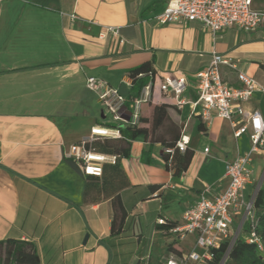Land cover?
<instances>
[{
  "label": "crops",
  "instance_id": "obj_1",
  "mask_svg": "<svg viewBox=\"0 0 264 264\" xmlns=\"http://www.w3.org/2000/svg\"><path fill=\"white\" fill-rule=\"evenodd\" d=\"M167 2H0V240L34 242L41 264H136L154 234L164 239V252H170L171 233L159 218L180 224L203 192L213 196L228 186L226 163L250 150V135L236 136L232 123L219 116L204 122L189 103L171 109L181 134L190 135L194 152L181 175L165 167L163 145L143 135L118 158L127 182L119 193L128 211L127 227L118 235H112L114 194L94 189L93 180L80 175L65 156L93 126L127 125L130 99L137 92L129 72L144 63L151 62L161 75L184 74L188 100L196 99L197 73L208 67L214 52L234 65H221L231 85L243 86L240 71L264 79V28L246 32L226 27L213 33L196 21L161 24L154 16ZM253 5L264 9V0ZM91 76L127 98L123 120L115 122L99 94L88 88ZM152 95L153 103L176 105L158 87ZM263 103L264 94L256 92L245 106L264 116ZM257 154L263 157L256 158L260 165L255 158L252 162L253 179L260 183L264 146ZM111 169L104 177L118 181ZM251 190L248 185L245 192Z\"/></svg>",
  "mask_w": 264,
  "mask_h": 264
},
{
  "label": "built area",
  "instance_id": "obj_2",
  "mask_svg": "<svg viewBox=\"0 0 264 264\" xmlns=\"http://www.w3.org/2000/svg\"><path fill=\"white\" fill-rule=\"evenodd\" d=\"M2 0H0L1 2ZM254 0H168L165 8L154 16L161 23L200 22L213 33L226 28L236 27L252 32L264 28V9L254 7ZM73 18L77 16L72 15ZM114 33L115 27H108ZM234 66L225 55L214 52L208 67L197 73V97L188 100L184 94L189 82L184 74L161 75L155 71L152 80L146 84L140 94L132 99V111L127 124L139 122L142 103L153 99V89L161 91L174 99L179 107L190 104L204 122L214 116L229 120L235 127V135L249 133L251 148L226 163L228 186L221 192L209 196L203 192L196 203L187 208L183 221L169 229L173 241L170 255L164 264H211L217 250L225 243L226 251L219 264H223L236 241L244 239L264 251L262 234L257 230L255 197L260 183L253 179L252 162L254 155L264 146V116L260 110H248L245 104L254 93L264 94L262 81L240 71L239 80L243 86L237 87L226 81L221 72V65ZM142 75V74H140ZM87 86L99 94L100 100L113 114V120H123L121 109L127 98L106 81L91 76ZM121 127L117 125L97 124L90 134L73 144L66 158L76 161L85 175L101 177L106 163L115 164L118 156L95 150L92 144L98 139L120 138ZM190 144V135L181 134L176 148L185 152ZM209 147L205 152H209ZM173 152V148L166 149ZM252 185L250 193L246 187ZM165 218L158 223L165 224ZM179 244V245H178Z\"/></svg>",
  "mask_w": 264,
  "mask_h": 264
},
{
  "label": "trees",
  "instance_id": "obj_3",
  "mask_svg": "<svg viewBox=\"0 0 264 264\" xmlns=\"http://www.w3.org/2000/svg\"><path fill=\"white\" fill-rule=\"evenodd\" d=\"M129 73L133 83L137 86V92L130 99L132 101L134 97L140 94L142 88L152 80L155 69L152 63L148 62L130 70ZM148 108L152 110L151 115L146 114ZM171 109H178V106L168 103L157 104L153 103L152 100H147L142 103L140 119L137 124H127L124 128H121L122 136L120 138L97 140L91 147L98 151L116 154L119 158L128 153L131 140L143 135L146 141L158 142L163 145L165 167L167 170H174L176 175H181L188 168L194 152L189 147L185 152H180L176 148L177 141L181 137V129L179 124L172 118ZM200 128L205 130L202 124ZM168 148H173L174 151L167 152L166 149ZM108 167L112 168L114 179L120 176L118 181L113 179L109 181L104 177ZM102 176L87 175V178L93 180V188L98 192L104 191L107 195L114 194L112 200V235H118L126 229L128 216V211L119 193L121 188L127 186V182L118 165V159L115 164L104 165ZM88 188L90 189V187L85 189L87 195L90 192ZM151 188L157 190L158 186L153 185ZM254 203L256 218L259 221L257 230L262 234L264 240V179L259 186ZM166 220L165 224H160L166 231L177 225L176 221ZM170 248H172L171 244H169L168 250ZM225 251L226 244L224 243L217 250L211 264H219ZM0 264H41V258L34 242L7 238L0 240ZM136 264L152 263L139 260ZM223 264H264V251H258L254 244L244 239L243 235L236 241Z\"/></svg>",
  "mask_w": 264,
  "mask_h": 264
},
{
  "label": "rangeland",
  "instance_id": "obj_4",
  "mask_svg": "<svg viewBox=\"0 0 264 264\" xmlns=\"http://www.w3.org/2000/svg\"><path fill=\"white\" fill-rule=\"evenodd\" d=\"M261 110L264 113V103L261 105ZM262 158L263 156H258L256 153L254 155L255 158V165H260L258 162H256V158ZM264 164L262 165L260 169V184L262 183L264 179ZM150 243L147 248H143L140 251V256L143 257L142 261L144 262H151L152 264H164L166 259L169 257L170 252H164L165 248V242L164 239L159 234H154L150 237ZM179 245V244H178ZM160 254V255H159ZM138 255V254H137ZM159 255V256H158Z\"/></svg>",
  "mask_w": 264,
  "mask_h": 264
},
{
  "label": "water",
  "instance_id": "obj_5",
  "mask_svg": "<svg viewBox=\"0 0 264 264\" xmlns=\"http://www.w3.org/2000/svg\"><path fill=\"white\" fill-rule=\"evenodd\" d=\"M68 162L73 167V169H75L80 175L84 174L80 165L76 161H74L72 159H68Z\"/></svg>",
  "mask_w": 264,
  "mask_h": 264
}]
</instances>
